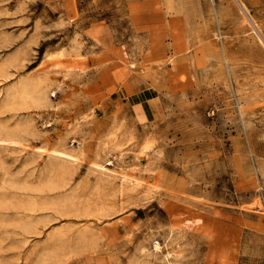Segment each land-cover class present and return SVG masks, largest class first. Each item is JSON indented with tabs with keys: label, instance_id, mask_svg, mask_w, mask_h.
I'll list each match as a JSON object with an SVG mask.
<instances>
[{
	"label": "rangeland",
	"instance_id": "obj_1",
	"mask_svg": "<svg viewBox=\"0 0 264 264\" xmlns=\"http://www.w3.org/2000/svg\"><path fill=\"white\" fill-rule=\"evenodd\" d=\"M5 129L0 264H264V0H0Z\"/></svg>",
	"mask_w": 264,
	"mask_h": 264
},
{
	"label": "bare ground",
	"instance_id": "obj_2",
	"mask_svg": "<svg viewBox=\"0 0 264 264\" xmlns=\"http://www.w3.org/2000/svg\"><path fill=\"white\" fill-rule=\"evenodd\" d=\"M28 90L29 89L27 86L22 85L21 88L18 90L19 91L18 93L22 97L29 96ZM53 93H54V91H51V90L49 91V94H51V96H53ZM15 98H16V94L14 92L6 94L4 100L2 101L1 106L5 107L9 104L12 105L14 103ZM1 132L3 135L1 134ZM6 133L9 134L8 130L6 131V129L0 131V134H1L0 135V145H3V144L20 145L19 144L20 142L17 139H15V137L5 136V135H7ZM33 149L34 150H32V151L36 155L41 156L43 153H45L47 155V157L52 160L49 163V167H51L52 169H54V168L62 169L63 168V165L58 163V162H57V164L52 165L53 163H55L54 161H61V162H65L68 164H75V163L79 162L78 156L72 151L63 150V149L60 150L59 148L58 149L57 148H46L43 146L42 147H36ZM141 153L142 152H136L134 154L133 157H134L135 161H138L141 159ZM92 166H93V169L95 171H98L102 176L105 177V180L117 179L119 182L118 183L119 188L121 190L126 188L125 185H127V184L130 186H136L139 183L138 179H136L133 176H130L129 174H126L122 171H116L113 169H108L99 163H93ZM155 248H157V245H155Z\"/></svg>",
	"mask_w": 264,
	"mask_h": 264
}]
</instances>
